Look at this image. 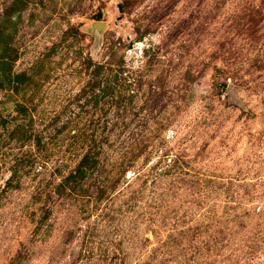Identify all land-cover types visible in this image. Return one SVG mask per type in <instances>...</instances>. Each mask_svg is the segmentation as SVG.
Here are the masks:
<instances>
[{
  "label": "rangeland",
  "instance_id": "374dc122",
  "mask_svg": "<svg viewBox=\"0 0 264 264\" xmlns=\"http://www.w3.org/2000/svg\"><path fill=\"white\" fill-rule=\"evenodd\" d=\"M0 264H264V0H0Z\"/></svg>",
  "mask_w": 264,
  "mask_h": 264
},
{
  "label": "water",
  "instance_id": "95a60500",
  "mask_svg": "<svg viewBox=\"0 0 264 264\" xmlns=\"http://www.w3.org/2000/svg\"><path fill=\"white\" fill-rule=\"evenodd\" d=\"M106 23L105 22H95L92 24L91 26V32L96 33V35L98 36V39L101 40L102 35L104 33V29H105Z\"/></svg>",
  "mask_w": 264,
  "mask_h": 264
}]
</instances>
